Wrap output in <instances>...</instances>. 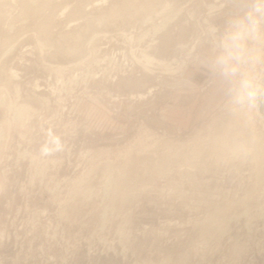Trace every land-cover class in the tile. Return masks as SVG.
<instances>
[{
  "label": "rangeland",
  "instance_id": "1",
  "mask_svg": "<svg viewBox=\"0 0 264 264\" xmlns=\"http://www.w3.org/2000/svg\"><path fill=\"white\" fill-rule=\"evenodd\" d=\"M221 2L0 0V264H264V116L198 60Z\"/></svg>",
  "mask_w": 264,
  "mask_h": 264
},
{
  "label": "clouds",
  "instance_id": "2",
  "mask_svg": "<svg viewBox=\"0 0 264 264\" xmlns=\"http://www.w3.org/2000/svg\"><path fill=\"white\" fill-rule=\"evenodd\" d=\"M231 3L222 25L208 24L198 45L207 50L199 65L213 78L221 110L242 128L254 129L264 116V0H225L213 14ZM254 142L238 146L250 154Z\"/></svg>",
  "mask_w": 264,
  "mask_h": 264
}]
</instances>
